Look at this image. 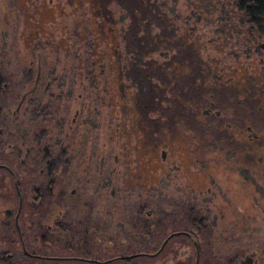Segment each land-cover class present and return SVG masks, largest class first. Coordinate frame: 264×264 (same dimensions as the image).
<instances>
[{"label": "flooded vegetation", "instance_id": "af4514ba", "mask_svg": "<svg viewBox=\"0 0 264 264\" xmlns=\"http://www.w3.org/2000/svg\"><path fill=\"white\" fill-rule=\"evenodd\" d=\"M161 1L0 0V179L12 180L24 259L100 263L85 245L25 249V237L58 238L43 223L57 202L64 235L102 239L104 209L120 235L129 206L146 239L160 238L105 263L157 258L184 238L193 249L173 264H201L206 222L264 214V10L255 24L231 0ZM57 177L69 190L52 202L64 197ZM238 252L205 264H264V247Z\"/></svg>", "mask_w": 264, "mask_h": 264}, {"label": "rangeland", "instance_id": "374dc122", "mask_svg": "<svg viewBox=\"0 0 264 264\" xmlns=\"http://www.w3.org/2000/svg\"><path fill=\"white\" fill-rule=\"evenodd\" d=\"M217 1L219 4L225 5L227 0ZM179 5H182L181 1L178 2V9H182L184 11V9ZM225 6L227 7V5ZM234 9L235 8L233 7V10ZM189 25H192V23ZM57 178L59 181L56 182V191H62L64 193V197L56 196V199H51L52 202H55L56 200H66L67 191L69 190L64 177ZM2 181V184H0V258H3L6 261V264H76L70 262L55 263L49 260L34 261L27 260L22 257L20 254V245L15 234L16 230L11 224L12 217L9 219H5L4 217V212L6 211L10 212L11 216H14L15 214L16 198L12 190V180L9 177H3ZM139 196L141 197L139 198ZM135 198H137L138 201H142L143 203L150 202L148 199L143 197L142 192L137 189H135V192L133 193V199L135 200ZM123 201L129 202V198L127 197ZM62 204L63 203L58 204L57 202L55 205H52V207H55V210H52L53 212L49 214V218L43 222L45 225L50 227V231H53L54 227H57L58 230H60V235L58 238L55 239L54 243L45 242V244H42L36 240H30V237H25L24 245L27 251L31 253L42 251L44 253L42 255L50 257H65L73 255L75 253V249H78L80 246H84L86 244L85 246L92 253L90 255L88 253L83 256H88L86 257L88 260L100 262L98 264H173L174 259L171 258L173 255H176L177 260L179 259L178 256H180L179 254H181L182 251L191 252L193 249L191 246L192 241L184 238H175L169 242V244L164 248L163 254L159 255L157 258H137L130 261L118 260L105 263L107 260L104 259H109L114 256L119 257L120 255L127 256L130 255L132 251L153 252L159 246L160 238L151 240L149 237L146 239L147 236L141 233L138 226L132 224V221L128 216L129 212H131L129 211V206H126L125 208L126 216H124L122 213L121 220L119 217L116 218V221H118L121 225L119 228L123 229L120 235H118V232L116 231L118 226H115V223H112L111 219L113 216L111 215L114 211L111 209H104L103 222L105 226H103V234L106 235L102 236V239H98L100 236L96 237V234L90 236V239H79V237L76 235H64L63 227L67 223V220L65 219L67 210L66 208H63ZM118 211L121 213L120 209ZM252 212L254 220H250L249 223L244 225H235V223L230 225L228 221L222 224L223 222L217 219L215 220L214 225L206 222L204 233H206L207 236L203 242L204 244L202 245L205 254L202 257L201 264H205V262L211 258L210 255L217 256L220 261H224L228 255L236 254V252L239 253L238 251L250 253L253 250L264 247V214L259 212H256V214L254 211ZM226 216L228 217V215ZM105 217L108 220H106ZM142 218H146V216L142 215ZM58 223L60 224L59 227ZM181 225H175L172 227V229L179 230ZM172 229L168 227L165 232L168 233ZM129 230H132L133 234H137L133 235V241H128ZM209 250L211 252L208 254ZM40 257L43 258L42 256Z\"/></svg>", "mask_w": 264, "mask_h": 264}, {"label": "trees", "instance_id": "16d2710c", "mask_svg": "<svg viewBox=\"0 0 264 264\" xmlns=\"http://www.w3.org/2000/svg\"><path fill=\"white\" fill-rule=\"evenodd\" d=\"M135 1H136L135 6L137 4H141L142 6H145L147 1H148V3L152 4L151 6L148 5V7L150 9H152V7L155 9L157 8L159 10H162L165 8V2L164 1L162 2L161 0H133V3ZM191 1H194L196 3V5H198L196 0H187L186 4L188 6H185L186 8L193 7L194 3ZM231 1L234 2L235 7H238L243 14H246L248 16V19L251 20V23L260 24V22L263 18L262 13L264 10V0H231ZM205 4H206L205 1H202V0L200 1L199 6H201L200 7L201 10L204 9L203 5H205ZM0 184H1V179H0ZM4 217H5V219H9L10 217H12V223L11 224L14 226L13 216H11L10 212H8V211L4 212ZM16 238H17V236H16ZM0 259H2V260H0V263L6 264V261L3 258H0ZM26 259H30V258L26 257ZM53 261L55 263H58V262L76 263L77 262V261H63V260H57V259L53 260Z\"/></svg>", "mask_w": 264, "mask_h": 264}, {"label": "water", "instance_id": "95a60500", "mask_svg": "<svg viewBox=\"0 0 264 264\" xmlns=\"http://www.w3.org/2000/svg\"><path fill=\"white\" fill-rule=\"evenodd\" d=\"M16 218V217H15ZM15 218H14V223H15ZM16 225V224H15ZM164 244V242L163 243H161V246ZM160 246V247H161ZM131 257V256H130ZM124 258H129V257H119V258H117V259H124Z\"/></svg>", "mask_w": 264, "mask_h": 264}]
</instances>
